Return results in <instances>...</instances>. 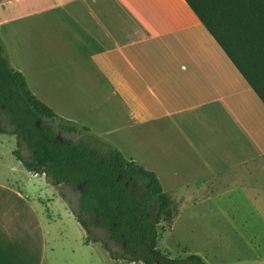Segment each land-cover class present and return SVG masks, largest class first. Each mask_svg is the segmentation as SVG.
<instances>
[{"label": "crops", "instance_id": "0c3cea01", "mask_svg": "<svg viewBox=\"0 0 264 264\" xmlns=\"http://www.w3.org/2000/svg\"><path fill=\"white\" fill-rule=\"evenodd\" d=\"M0 34L32 92L156 173L179 216L264 214V103L185 0H0ZM3 169L0 264H45L52 216Z\"/></svg>", "mask_w": 264, "mask_h": 264}, {"label": "trees", "instance_id": "16d2710c", "mask_svg": "<svg viewBox=\"0 0 264 264\" xmlns=\"http://www.w3.org/2000/svg\"><path fill=\"white\" fill-rule=\"evenodd\" d=\"M185 1L264 103V0ZM0 134L16 137L14 155L30 173L79 190L73 214L86 244L101 242L116 261L207 264L198 254L172 258L158 248L160 222L177 204L156 173L40 100L12 67L1 34ZM92 226L107 236L91 239Z\"/></svg>", "mask_w": 264, "mask_h": 264}, {"label": "rangeland", "instance_id": "374dc122", "mask_svg": "<svg viewBox=\"0 0 264 264\" xmlns=\"http://www.w3.org/2000/svg\"><path fill=\"white\" fill-rule=\"evenodd\" d=\"M102 139L108 142L105 137ZM16 148L15 136L0 134V169L4 168L12 179L19 177L21 185L26 183L28 189L39 194L43 209L52 216V220L45 222L50 231L45 264H144L112 259L101 242L86 244V231L73 214L79 190L63 184L52 186L47 177L32 176L14 155ZM28 154V150L22 152L24 156ZM175 202L176 211L159 225L158 248L164 254L172 258L198 254L207 264H264V214L239 212L229 216L215 212L205 203L179 216L180 205ZM91 229V239L101 241L107 236L102 228L92 226ZM110 247L120 251L113 242Z\"/></svg>", "mask_w": 264, "mask_h": 264}, {"label": "flooded vegetation", "instance_id": "af4514ba", "mask_svg": "<svg viewBox=\"0 0 264 264\" xmlns=\"http://www.w3.org/2000/svg\"><path fill=\"white\" fill-rule=\"evenodd\" d=\"M114 243V242H113ZM115 245H117L116 243H114ZM118 246V245H117Z\"/></svg>", "mask_w": 264, "mask_h": 264}]
</instances>
